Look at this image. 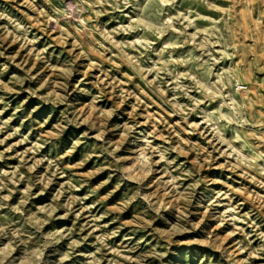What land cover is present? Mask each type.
I'll list each match as a JSON object with an SVG mask.
<instances>
[{"label":"rangeland","instance_id":"374dc122","mask_svg":"<svg viewBox=\"0 0 264 264\" xmlns=\"http://www.w3.org/2000/svg\"><path fill=\"white\" fill-rule=\"evenodd\" d=\"M0 264H264V0H0Z\"/></svg>","mask_w":264,"mask_h":264}]
</instances>
